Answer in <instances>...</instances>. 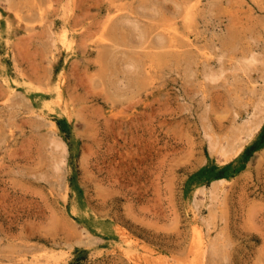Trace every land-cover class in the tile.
Returning a JSON list of instances; mask_svg holds the SVG:
<instances>
[{
    "label": "rangeland",
    "instance_id": "1",
    "mask_svg": "<svg viewBox=\"0 0 264 264\" xmlns=\"http://www.w3.org/2000/svg\"><path fill=\"white\" fill-rule=\"evenodd\" d=\"M201 260L264 264V0H0V264Z\"/></svg>",
    "mask_w": 264,
    "mask_h": 264
},
{
    "label": "bare ground",
    "instance_id": "2",
    "mask_svg": "<svg viewBox=\"0 0 264 264\" xmlns=\"http://www.w3.org/2000/svg\"><path fill=\"white\" fill-rule=\"evenodd\" d=\"M170 30H172V29H170ZM157 39V38H156ZM163 42V40L162 39H158L157 40V42H155L154 44L155 45H158V43L160 44V43H162ZM70 42H69V39L67 38V36H64V38H63V40H62V44L65 46V47H68L70 44H69ZM132 66H134L133 64H131ZM58 87H59V85H57ZM57 90V89H56ZM60 100V99H59ZM197 225H196V227H195V229H194V231H195V236L197 235L198 237L197 238H199L200 239V241L201 240H203V236H204V230L202 229V227H201V225L197 222L196 223ZM202 243V242H201ZM135 250V249H134ZM192 256V255H191ZM204 256V255H203ZM203 260V259H202ZM202 260H201V262H202ZM190 261V260H189ZM156 264V263H155ZM199 264H201V263H199ZM202 264H203V262H202Z\"/></svg>",
    "mask_w": 264,
    "mask_h": 264
}]
</instances>
